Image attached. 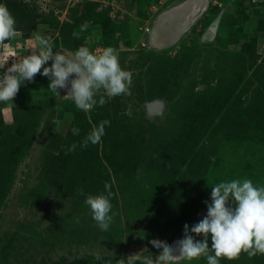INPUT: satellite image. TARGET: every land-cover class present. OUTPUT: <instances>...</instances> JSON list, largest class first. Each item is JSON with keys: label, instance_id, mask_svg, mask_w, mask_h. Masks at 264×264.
I'll list each match as a JSON object with an SVG mask.
<instances>
[{"label": "rangeland", "instance_id": "1", "mask_svg": "<svg viewBox=\"0 0 264 264\" xmlns=\"http://www.w3.org/2000/svg\"><path fill=\"white\" fill-rule=\"evenodd\" d=\"M187 1L0 0L22 34L0 46V76L38 53L37 34L51 38L54 53L112 47L133 74L131 95L88 113L63 98L67 89L60 97L50 92L40 74L12 103H0V264L156 256L150 241L182 240L184 225L207 215L216 183L248 178L264 186L262 103L255 99L264 89V0H210L174 42L186 21L180 14L168 20ZM104 120L110 126L101 141L79 147ZM105 182L115 215L101 231L84 200L104 192ZM220 264H264V255Z\"/></svg>", "mask_w": 264, "mask_h": 264}, {"label": "clouds", "instance_id": "2", "mask_svg": "<svg viewBox=\"0 0 264 264\" xmlns=\"http://www.w3.org/2000/svg\"><path fill=\"white\" fill-rule=\"evenodd\" d=\"M22 34L16 28V20L7 6L0 4V46L7 48L10 42ZM75 38H79L73 33ZM38 53L14 62L0 76V103H12L22 84L33 82L40 74L50 81L48 90L60 97V90L67 89L64 99L73 101L75 107L88 113L95 107H103L117 96L131 95L133 74L120 65L119 54L112 47L104 48L99 54L81 46L74 53L56 51L50 37L35 35ZM51 61V66H45ZM41 69H43L41 71ZM75 78H71V77ZM70 84V87H69ZM97 97H99L97 99ZM110 121L104 120L85 136L79 147L99 143L105 135ZM79 136L80 129H72ZM74 143L68 149L75 151ZM111 184L105 182L104 192L86 195L84 204L90 209L92 219L101 231H108L115 213L112 212ZM78 195L84 196L81 189ZM207 215L191 228L184 225V238L172 247L164 241L150 243L159 249V255L130 256L118 264H179L184 260L191 264L201 257L207 264H220L221 259L234 261L246 254L250 259L264 255V186L254 185L248 178L233 179L216 183L211 187V203L205 202ZM231 204V206H229ZM202 240L194 239V235ZM211 236V248L208 239Z\"/></svg>", "mask_w": 264, "mask_h": 264}, {"label": "water", "instance_id": "3", "mask_svg": "<svg viewBox=\"0 0 264 264\" xmlns=\"http://www.w3.org/2000/svg\"><path fill=\"white\" fill-rule=\"evenodd\" d=\"M209 2H210V0H189V1L185 2L179 9H176V13L174 12L175 14L171 13V15H170V16H172L171 20H168V21H170V24L172 23V19L174 18L173 15H175V17H179L178 14H180V16L184 15L183 21H186L184 27H182V25L179 24V26H181V27H179L176 31L177 37L175 38V40H173L174 42L177 41V39L181 35L182 31H186V30L188 31L190 29V26L193 24L194 20H196L199 16H201V14H203V12L207 9ZM177 20H178V18H177ZM175 27H176V25L174 26V28ZM173 29L171 30V33H170L172 36V37H170L171 41L175 37V35L173 34L174 33ZM177 242L178 241L172 242L171 246L176 247Z\"/></svg>", "mask_w": 264, "mask_h": 264}, {"label": "trees", "instance_id": "4", "mask_svg": "<svg viewBox=\"0 0 264 264\" xmlns=\"http://www.w3.org/2000/svg\"><path fill=\"white\" fill-rule=\"evenodd\" d=\"M240 63L242 64L243 62L242 61H240ZM162 69H163V67H162ZM161 69V70H162ZM241 80V79H240ZM262 83H264V77L262 78ZM228 89H230V90H232L233 91V89L231 88V86H228ZM256 98L255 99H257V103H258V105L259 104H261V108H260V110H261V112H262V116H259V114L257 113V118H260V119H262V121H260V122H258L257 124H259L260 125V127H263L264 128V89H261L260 91H258L257 93H256V96H255ZM256 103V104H257ZM250 107L251 106H248V107H246L245 109H244V112L245 113H248V112H250ZM0 114L2 115V112H1V110H0ZM86 126H88V125H86ZM89 127L91 128L92 127V125H89ZM74 128V127H73ZM89 128V129H90ZM16 142V144L17 145H20L21 143H19L17 140L15 141ZM64 153V155L66 156V152H63ZM68 157V156H67ZM98 158V157H97ZM71 163L72 164H77V162H75V160H72L71 161ZM116 169H117V166L115 167ZM116 172V177H118V179L120 178V176L118 175L117 176V174H118V172H119V170L117 171H115ZM204 260H206V258L204 259ZM202 264H205V263H202Z\"/></svg>", "mask_w": 264, "mask_h": 264}, {"label": "flooded vegetation", "instance_id": "5", "mask_svg": "<svg viewBox=\"0 0 264 264\" xmlns=\"http://www.w3.org/2000/svg\"><path fill=\"white\" fill-rule=\"evenodd\" d=\"M71 78H75L74 75H73V77H71ZM69 87H70V84H69Z\"/></svg>", "mask_w": 264, "mask_h": 264}]
</instances>
